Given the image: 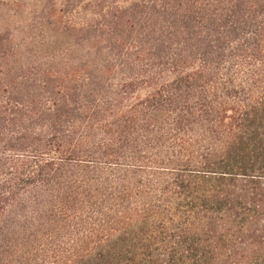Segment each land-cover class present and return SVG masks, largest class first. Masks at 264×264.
<instances>
[{
  "label": "trees",
  "instance_id": "obj_1",
  "mask_svg": "<svg viewBox=\"0 0 264 264\" xmlns=\"http://www.w3.org/2000/svg\"><path fill=\"white\" fill-rule=\"evenodd\" d=\"M0 5V264H264V0Z\"/></svg>",
  "mask_w": 264,
  "mask_h": 264
},
{
  "label": "rangeland",
  "instance_id": "obj_2",
  "mask_svg": "<svg viewBox=\"0 0 264 264\" xmlns=\"http://www.w3.org/2000/svg\"><path fill=\"white\" fill-rule=\"evenodd\" d=\"M10 1H12V0H0V4H9V2ZM20 1H22V3H23V6H25V5H27L28 7L29 6H36L37 4H38V0H20ZM0 7H1V5H0ZM23 8L24 7H22L21 9L22 10H20V15L22 16L24 13V11H23Z\"/></svg>",
  "mask_w": 264,
  "mask_h": 264
}]
</instances>
